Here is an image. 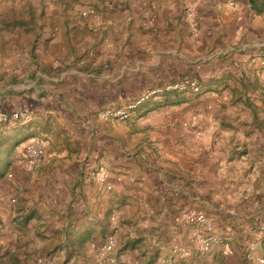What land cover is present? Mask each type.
<instances>
[{
  "label": "crops",
  "instance_id": "crops-1",
  "mask_svg": "<svg viewBox=\"0 0 264 264\" xmlns=\"http://www.w3.org/2000/svg\"><path fill=\"white\" fill-rule=\"evenodd\" d=\"M192 72L199 93L157 92L126 120L96 119ZM21 107L32 120L6 128L0 147L14 143L0 152L20 163L39 135L45 158L0 175V264H96L111 231L117 264H264L251 231L264 226V11L250 0H0V112ZM192 209L232 254L198 248L178 221Z\"/></svg>",
  "mask_w": 264,
  "mask_h": 264
},
{
  "label": "built area",
  "instance_id": "built-area-1",
  "mask_svg": "<svg viewBox=\"0 0 264 264\" xmlns=\"http://www.w3.org/2000/svg\"><path fill=\"white\" fill-rule=\"evenodd\" d=\"M95 9L91 6L80 11L82 16L88 14H94ZM185 18L188 22L189 28L193 34L197 33L198 25L195 19V14L192 9H187L185 12ZM189 87L193 91H198L199 87L192 75H185L179 81H171L167 83L163 89H183ZM162 89H155L147 91L146 95H152L157 92H161ZM142 100V97L138 98L133 103H126L121 107H105L97 111L96 119L99 121L110 120H126L130 117L132 109ZM197 114H192L188 121L183 123L188 128H195L198 120ZM33 113L28 107H21L10 109L0 112V136L8 127H14L17 125L28 123L32 120ZM198 135V133L196 134ZM45 158V150L42 142L36 138L29 139L23 146L21 166L26 172H34L43 162ZM97 181L100 185L108 187L107 176L103 169L97 172ZM111 220L116 223L115 216L111 217ZM178 221L183 224H191L196 230V242L198 248L201 251H208L214 244H222V252L226 255L232 254V248L230 246L229 235H218L214 232V225L212 219L202 210L192 209L181 211L178 215ZM115 226V225H114ZM255 235H262L264 237V226L255 225L251 229ZM254 244L249 243L246 245L247 254L254 253ZM96 264H117L116 255V235L111 231L103 236L100 243L96 246ZM172 251L178 255H185L187 249L178 243H174ZM256 260L260 263L264 262L263 257H256Z\"/></svg>",
  "mask_w": 264,
  "mask_h": 264
},
{
  "label": "trees",
  "instance_id": "trees-1",
  "mask_svg": "<svg viewBox=\"0 0 264 264\" xmlns=\"http://www.w3.org/2000/svg\"><path fill=\"white\" fill-rule=\"evenodd\" d=\"M250 5H251V8H252L254 11H256L257 13L264 11V0H250ZM188 75H192V76L195 78V80H196V82H197V84H198L199 90H198V91H193V90L190 89L189 87H185V88H183V89H172V90H164V89H162L160 94H163V95H164V97H165V98H164V100H165L164 102H166V103H171V102H173L172 99H171V97L168 96V94H167L168 91L189 90V91H191V92H193V93H199V92H200V83H199V81H198L197 73H196V72H192L191 74H188ZM181 79H182V77H181L180 79H178V80H174V81H179V80H181ZM150 97H151V95L142 96V100H141L138 104H136L135 107H134L133 109H135L136 107H138L139 105H141L145 100L149 99ZM137 99H138V98H137ZM137 99H134V100H132V101H130V102H128V103H133V102H135ZM146 105H148V104H146ZM149 106H150V105H149ZM111 107H112V106H111ZM133 109H132V110H133ZM9 163H10V159L8 158V156L5 155V154H2V153L0 152V175L2 174L3 171H5V167H6Z\"/></svg>",
  "mask_w": 264,
  "mask_h": 264
},
{
  "label": "rangeland",
  "instance_id": "rangeland-1",
  "mask_svg": "<svg viewBox=\"0 0 264 264\" xmlns=\"http://www.w3.org/2000/svg\"><path fill=\"white\" fill-rule=\"evenodd\" d=\"M119 121H121V120H119ZM25 132V131H24ZM23 131H20V135H22V137H24V136H26V133H24ZM3 134V133H2ZM1 134V136H3ZM18 134V135H19ZM0 136V137H1ZM36 136V139H38V140H40V141H42V136H39V135H35ZM18 137V136H17ZM12 143H14V142H12ZM12 143H9L8 144V146H6L5 144H7V143H3L4 145H3V147H0V149L1 150H5V149H7L8 147H10L11 145H12ZM15 145V144H14ZM20 148H22L23 149V146H20L19 147V149ZM13 160L14 161H16V160H18V158L16 159V156L13 158ZM18 165H20L21 166V164L20 163H18V162H16V163H14V162H12V160L10 161V163L5 167V171H9V170H12V169H14L16 166H18ZM22 167V166H21ZM42 167V165H40L35 171H37L38 169H40ZM23 169V168H22ZM32 173V172H31ZM26 189V188H25ZM24 189V190H25ZM28 190V192L29 193H31V194H34V196H35V198H36V200H34V202L35 203H37L39 200H40V196H41V194H39V192H37V189L34 187V188H30V189H27ZM30 194V195H31Z\"/></svg>",
  "mask_w": 264,
  "mask_h": 264
}]
</instances>
